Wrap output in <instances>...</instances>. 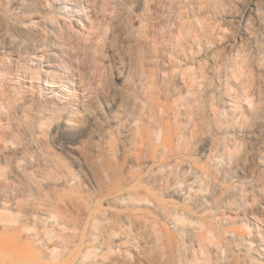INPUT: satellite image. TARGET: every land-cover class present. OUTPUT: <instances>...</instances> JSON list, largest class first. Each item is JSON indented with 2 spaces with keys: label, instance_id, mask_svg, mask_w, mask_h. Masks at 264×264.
<instances>
[{
  "label": "rangeland",
  "instance_id": "374dc122",
  "mask_svg": "<svg viewBox=\"0 0 264 264\" xmlns=\"http://www.w3.org/2000/svg\"><path fill=\"white\" fill-rule=\"evenodd\" d=\"M0 264H264V0H0Z\"/></svg>",
  "mask_w": 264,
  "mask_h": 264
}]
</instances>
